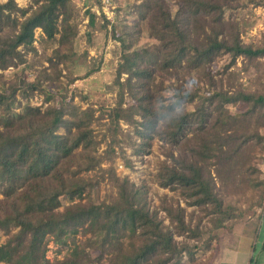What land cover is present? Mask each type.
Segmentation results:
<instances>
[{
    "label": "trees",
    "instance_id": "1",
    "mask_svg": "<svg viewBox=\"0 0 264 264\" xmlns=\"http://www.w3.org/2000/svg\"><path fill=\"white\" fill-rule=\"evenodd\" d=\"M34 1L37 6L33 9L18 8L14 0L0 2V68L23 61L20 47L25 52L35 51L36 28L47 41L71 46L69 42L77 30L71 21L70 0ZM173 1V11L167 0H141L137 5L140 19L157 43L122 54L114 79L117 98L107 114L105 131L111 132L110 142L115 143L120 120L131 124L139 139L138 143L132 142L138 154L150 146L154 137L168 144L165 160L156 172L158 184L178 191L188 205L211 206V213L220 219L217 226L222 227L223 217H232L228 212L232 206H223L216 185H226L240 173L243 163L239 154L257 134L251 127L256 130V121H264V92L231 93L213 88L197 108L187 111L182 104L199 94L191 90L180 93L178 88L177 99L157 106L151 88L153 72L170 71L182 63L188 68H203L222 54H228L232 62L241 57L251 63L264 56V43L253 46L241 42L237 24L224 17V7L230 0ZM88 17V26L94 27L95 16ZM54 53L60 62L72 57V50L69 55L58 50ZM137 54L142 55L139 63L128 64ZM122 74H127L123 81ZM15 94V88L0 92V230L6 234L0 244V262L95 264L106 256L108 264H183L184 255L192 260L196 246L174 238V233L200 236L185 223L183 208L162 199V209L169 219V225L163 224L149 209L142 188L127 177H118L111 162L107 167L101 165L96 156L100 140L89 109H81L71 97L62 96L56 106L41 109L25 104L15 112ZM125 95L134 103L124 106ZM239 101L246 103L245 110L230 115L225 105ZM205 102L219 111L218 132L202 133L210 115ZM187 129L192 131L190 137L185 135ZM110 142L108 149L113 153ZM172 145L178 148L177 154ZM95 169L114 184L115 197L110 202L72 203L58 210L62 196L72 200L83 194L89 184L84 173ZM234 224L228 230L232 231ZM79 234L85 237L84 243L76 242ZM50 242L68 245L67 256L50 263L46 258ZM88 247L98 251L96 259Z\"/></svg>",
    "mask_w": 264,
    "mask_h": 264
},
{
    "label": "rangeland",
    "instance_id": "2",
    "mask_svg": "<svg viewBox=\"0 0 264 264\" xmlns=\"http://www.w3.org/2000/svg\"><path fill=\"white\" fill-rule=\"evenodd\" d=\"M4 1L6 0H0ZM14 1L18 8L33 9L37 6L34 0ZM140 2L141 0H111L112 13L109 12L110 19H107L101 11L98 13L99 0H70L71 21L77 30L75 37L69 42L71 49L69 46H60L55 41H47L40 29L36 28L33 41L35 51L25 52L20 47L23 61L18 63L16 60L15 64L0 68V92H7L10 88L16 89L13 107L15 112H20L25 104L41 109L51 104L56 106L62 96H66L67 99L71 97L73 103L81 109H89L93 114L92 126L96 138L100 140L96 156L101 159V165L107 167L111 162L118 177H127L136 187L142 188L146 192L149 209L156 212L163 224L169 225V219L162 209L163 200L167 204L174 206L178 204L182 207L187 226L200 233L198 237L174 233L177 241H185L196 246L192 260L184 255L183 264H211V258L217 252V245L220 247L223 238L231 231L228 230L229 225L239 224L250 218H256L255 220L259 222V216L264 215V121L258 124L255 120L256 130L251 127L257 134L248 141L239 154V159L243 163L240 173L236 174L230 183L225 185L218 182L216 185L218 194L224 199L223 206L229 204L232 206L228 211L232 217L230 219L223 217L222 227L217 226L220 219L211 213V206L188 205L178 191L163 188L158 184L156 172L160 162L165 160L168 144L154 137L149 147H145L139 154L135 153L136 148L132 142L138 143L139 139L135 136L133 126L123 120H120L119 128L116 129L115 143L110 142L111 132L105 129L108 124L107 114L115 105L117 98L114 79L120 58L125 52L132 54L143 48H151L157 43L149 35L146 22L139 17L137 5ZM167 3L172 11L176 8L173 0H167ZM223 12L225 20L237 24L242 43L253 46H261L264 43V0H230L229 6H225ZM16 14L19 16V13ZM89 14L95 16L94 27L88 26ZM102 25L105 27L100 28ZM228 29L227 25V32ZM113 30L115 36L121 35L123 40L113 36ZM56 37L58 38L59 34ZM55 50L68 55L72 50V57L66 62L57 61ZM140 56L142 55L137 54L128 61V64L137 65ZM48 58H51V61ZM209 75L212 81H208ZM126 76L127 74H122L121 81ZM32 83L35 84L31 85ZM151 85L157 106L177 99L178 88L182 91L180 93L187 90L197 91L198 97L182 104L187 111H192L200 105L202 98L210 96L213 88L231 93L264 92V56L249 63L241 57L232 62L228 54H222L203 68H188L182 63L170 71L157 69L153 72ZM32 86L36 88L32 89ZM51 95L52 98L47 99ZM132 103L134 102L131 97L125 95L124 106ZM204 106L207 112L210 110V115L202 133L218 132L221 128L219 111L214 109V104L209 105L205 102ZM225 107L230 115H239L245 110L246 103L242 101L233 105L227 103ZM59 131L62 132L63 129ZM191 132L187 129L185 135L190 137ZM108 142L113 146V153L108 149ZM172 149L173 153L177 154L176 145H172ZM110 158H113L112 161ZM84 175L89 184L83 194L72 200L62 196L58 210L62 211L72 203L110 202L115 197L114 184L101 170L88 171ZM5 239L6 234L0 230V244ZM84 239L85 237L80 234L75 237L79 243H84ZM241 240L239 247L243 246L242 242L246 243L245 238ZM259 245L260 242L253 251L252 264H261L264 261V251L259 250ZM87 250L92 258L96 259L98 251L95 247H88ZM67 254L68 245L59 246L53 242L48 244L46 258L50 263L63 259ZM109 261L105 256L95 264H108Z\"/></svg>",
    "mask_w": 264,
    "mask_h": 264
},
{
    "label": "crops",
    "instance_id": "3",
    "mask_svg": "<svg viewBox=\"0 0 264 264\" xmlns=\"http://www.w3.org/2000/svg\"><path fill=\"white\" fill-rule=\"evenodd\" d=\"M255 219L250 218L234 225L232 231L223 238L220 247L217 245V252L211 264L253 263V251L259 242V250L264 251V215L259 216V222ZM244 238L246 239V243L242 242L244 248L239 247L240 240ZM261 264H264V261Z\"/></svg>",
    "mask_w": 264,
    "mask_h": 264
},
{
    "label": "built area",
    "instance_id": "4",
    "mask_svg": "<svg viewBox=\"0 0 264 264\" xmlns=\"http://www.w3.org/2000/svg\"><path fill=\"white\" fill-rule=\"evenodd\" d=\"M99 1H100V8L98 10L99 11L98 13L100 14V11H101L107 19H110L109 18V16H110L109 12L112 13V11H111V9H112L111 0H99Z\"/></svg>",
    "mask_w": 264,
    "mask_h": 264
}]
</instances>
